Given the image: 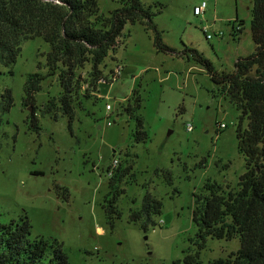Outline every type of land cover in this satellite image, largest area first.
Here are the masks:
<instances>
[{
    "label": "rangeland",
    "instance_id": "374dc122",
    "mask_svg": "<svg viewBox=\"0 0 264 264\" xmlns=\"http://www.w3.org/2000/svg\"><path fill=\"white\" fill-rule=\"evenodd\" d=\"M203 1L204 11L195 14ZM140 2L162 8L152 22L173 51L158 49L152 29L127 22L100 65L104 74L120 66L119 78L101 83L100 93L74 100L70 125L65 115L54 119L41 112L49 98L59 96L55 75L46 76L34 94L38 129L23 104L27 75L47 73L50 46L42 37L24 40L12 65L0 64V92L9 88L13 97L0 123V222L26 215L31 237L57 239L70 264H187L188 256L206 264L240 247L238 237H207L199 248L192 220L195 197L206 193L207 180L235 187L246 166L237 146L239 110L183 49H196L216 73L232 72L235 61L255 49L252 0ZM97 3L104 15L120 7L119 0ZM137 116L147 134L144 141L134 137ZM241 126L247 127L246 118ZM113 158L128 172L115 203L120 214L108 219L102 206ZM147 193L162 206L152 216L156 224L144 230L129 218Z\"/></svg>",
    "mask_w": 264,
    "mask_h": 264
},
{
    "label": "trees",
    "instance_id": "16d2710c",
    "mask_svg": "<svg viewBox=\"0 0 264 264\" xmlns=\"http://www.w3.org/2000/svg\"><path fill=\"white\" fill-rule=\"evenodd\" d=\"M120 7L108 15L99 12L97 0H0V64L12 65L19 55L24 40L42 37L50 46L45 54L47 73H30L24 84L23 104L31 106L29 121L38 129L34 94L41 89L46 76H56L59 96L49 98L42 106V114L57 119L59 114L74 117V100L100 93L101 80L108 78L100 67L113 51L127 22H140L154 31L155 44L160 50L172 52L163 43L152 17L162 8L152 9L140 0H119ZM250 31L255 49L234 63L228 73H216L211 62L196 49L185 46L187 59L205 68L219 90L236 105L240 112L237 127V146L244 155L246 170L235 187L207 180L204 194L195 197L192 220L198 228L199 248L207 237L231 240L238 237L240 247L226 257L206 264H264V0H252ZM237 31H241L238 27ZM89 65V68L80 71ZM132 89V94L135 92ZM135 106L140 97L135 94ZM130 98H128L129 100ZM13 105L9 88L0 92V123ZM133 115V109L127 106ZM247 127L242 128V120ZM136 141L147 137L142 118L137 116ZM108 172V193L103 208L106 215L118 217L115 203L124 192L122 176L128 172L119 164ZM166 175L167 172H166ZM162 203L150 193L143 196L141 206L131 211L129 220L140 222L146 230L156 222ZM113 224L112 221L110 222ZM187 264H202L188 256ZM0 264H70L63 245L55 238L31 237V223L26 215L8 223L0 222Z\"/></svg>",
    "mask_w": 264,
    "mask_h": 264
},
{
    "label": "built area",
    "instance_id": "2783aa9c",
    "mask_svg": "<svg viewBox=\"0 0 264 264\" xmlns=\"http://www.w3.org/2000/svg\"><path fill=\"white\" fill-rule=\"evenodd\" d=\"M205 5L206 4H205L204 1L200 5H196L194 7V13L195 14H201L204 11ZM120 72H121V67L120 66H116V67H114L113 69L110 70L108 78H104L100 82L101 83L110 84V83H112L113 81H116L119 78ZM106 108L110 109L111 107L107 104ZM107 124H110V121H108ZM221 126H223V125H221ZM190 128H191V126H188V129H190ZM117 165H118L117 159L113 158L112 162H111V164L109 166L110 167V172L109 173H111L112 169L115 168Z\"/></svg>",
    "mask_w": 264,
    "mask_h": 264
},
{
    "label": "water",
    "instance_id": "95a60500",
    "mask_svg": "<svg viewBox=\"0 0 264 264\" xmlns=\"http://www.w3.org/2000/svg\"><path fill=\"white\" fill-rule=\"evenodd\" d=\"M27 109H28L29 112L32 111V107L31 106H29ZM144 239H146V236H144Z\"/></svg>",
    "mask_w": 264,
    "mask_h": 264
}]
</instances>
